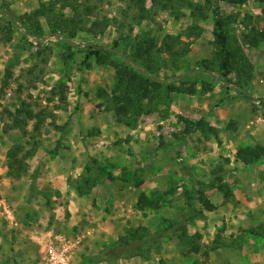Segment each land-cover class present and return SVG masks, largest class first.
<instances>
[{
  "label": "rangeland",
  "instance_id": "374dc122",
  "mask_svg": "<svg viewBox=\"0 0 264 264\" xmlns=\"http://www.w3.org/2000/svg\"><path fill=\"white\" fill-rule=\"evenodd\" d=\"M50 1L0 0V264H50L57 236L69 243L71 264H264V158L236 159L239 148H264L259 4L190 0L205 18L184 10L178 19L158 11L139 20L129 0H80L73 37L59 25L71 10L58 4L39 19L37 38L10 24ZM216 6L223 32L252 67L246 82L237 73L221 80ZM145 33L154 38L156 79L180 92L165 87L117 115L115 69L88 56L89 47L112 49L110 60L139 69L145 63L131 55ZM166 35L180 40L171 52L162 48ZM62 52L71 55L66 62ZM236 86L256 100L238 96ZM23 105L32 114L10 126L9 114ZM198 121L215 131L196 129ZM14 144L30 154L25 171L9 169ZM169 221L182 223L164 231ZM128 229L137 243L120 251ZM183 232L200 236V253L180 240Z\"/></svg>",
  "mask_w": 264,
  "mask_h": 264
},
{
  "label": "trees",
  "instance_id": "16d2710c",
  "mask_svg": "<svg viewBox=\"0 0 264 264\" xmlns=\"http://www.w3.org/2000/svg\"><path fill=\"white\" fill-rule=\"evenodd\" d=\"M146 0H129L134 8L137 9L139 20H149L158 11H167L175 19L183 16L184 10H188L190 17L205 18V9L198 3L192 2L190 0H149L150 6L146 7ZM246 0H231L233 4H243ZM255 3L259 4L261 12L264 13V0H253ZM58 4L62 9L68 8L71 10V16L66 18H60L59 25L65 26L67 29L68 36H75L77 32L78 25L82 24L81 15V1L80 0H52L49 4H41L40 8L35 10L31 14H27L23 19H21V24L14 22V19H8L11 25L24 26L26 33L33 38H37L42 35L43 28L40 22V18H48L52 11V6L49 5ZM214 20V45L217 47L216 53V65L221 73V80L228 84V76L232 73H237V78H242L245 82L250 79L252 67L244 55L241 49L236 45V41L232 39L229 35L223 32V22L220 18L219 7H214L212 12ZM27 23V24H26ZM50 34H55V30L50 29ZM9 35L11 31L8 30ZM180 40L177 37L166 35L162 42V48L165 52H171L179 43ZM155 50L154 38L149 35V33L141 34L135 45L134 52L131 57L135 60H140L145 63L142 68L136 69L126 62L116 63L110 60L111 50H106L104 47L93 46L89 47L88 56H92L99 62L105 64H110L115 69V86L111 91L112 103L115 106V113L117 115L126 114L132 107L143 100H151L155 97H159L161 92L168 89L169 92H180L177 88L164 86L162 81L156 79L155 69L152 67V56ZM71 55L66 52L60 53L59 57L63 62H66ZM127 57V55H124ZM208 68V65H204ZM164 86V87H163ZM234 91L238 96L245 98L247 100H256L250 93L244 91L240 86H236ZM264 99V98H262ZM260 99V100H262ZM32 114V111L28 107L23 105L21 108L16 109L14 113L9 115L12 117L13 121L10 126L19 127L25 124V115ZM187 124V123H186ZM189 124V123H188ZM202 126H206L209 132H214L213 127L207 126L203 121H198L195 124V128L202 130ZM186 131L189 132L187 129ZM30 156L29 153L24 151V148L18 144H14L7 152V157L9 159V169L15 170L16 172L25 171V158ZM260 158H264V148L253 147V148H239L236 152V159L241 161L244 165L251 164L258 161ZM205 207L209 210H214L215 206L206 203ZM182 223V221H169L168 225L163 227V230H172ZM180 227V226H179ZM136 231L128 229L125 232V236L117 241V249H134L135 241L132 237L136 234ZM200 236L194 234L192 236L188 235L186 232L180 236V240L188 242L185 246L189 247V251L194 254H198L201 251L200 246ZM133 255L141 256L142 253H134Z\"/></svg>",
  "mask_w": 264,
  "mask_h": 264
},
{
  "label": "built area",
  "instance_id": "2783aa9c",
  "mask_svg": "<svg viewBox=\"0 0 264 264\" xmlns=\"http://www.w3.org/2000/svg\"><path fill=\"white\" fill-rule=\"evenodd\" d=\"M59 245L57 248H48V263L50 264H71L69 256V243H67L61 236H57ZM75 245L77 241L74 242Z\"/></svg>",
  "mask_w": 264,
  "mask_h": 264
}]
</instances>
